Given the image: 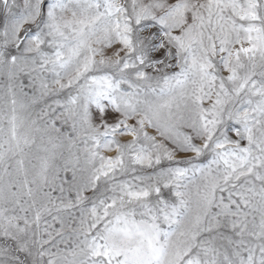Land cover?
<instances>
[{"label": "snow or ice", "instance_id": "obj_1", "mask_svg": "<svg viewBox=\"0 0 264 264\" xmlns=\"http://www.w3.org/2000/svg\"><path fill=\"white\" fill-rule=\"evenodd\" d=\"M0 264H264V0H0Z\"/></svg>", "mask_w": 264, "mask_h": 264}]
</instances>
